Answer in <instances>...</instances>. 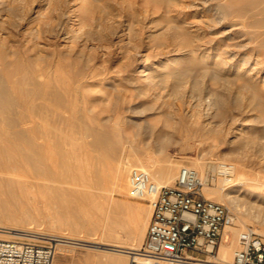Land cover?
I'll use <instances>...</instances> for the list:
<instances>
[{"label":"rangeland","instance_id":"rangeland-1","mask_svg":"<svg viewBox=\"0 0 264 264\" xmlns=\"http://www.w3.org/2000/svg\"><path fill=\"white\" fill-rule=\"evenodd\" d=\"M215 1L222 2L226 7V0ZM182 2L183 0H181L182 6H178L179 10L174 9L175 11H172V8L168 6L164 5L163 7V1L159 0H26L24 4L19 3L17 6L22 18L18 19L17 16H14L12 21L17 25L15 29L19 28L24 36L29 37L27 31L30 23L33 25L32 22L35 19H40L41 38L36 40L38 50H41V54L45 53L42 54L44 58L52 59L53 67L57 64L58 70H63L62 72L59 71L62 79L69 77L68 79L71 81L81 83L79 87L74 88L75 92L72 91V98L77 99L75 101L77 106L68 108L65 115L69 117L73 112L79 110L83 119L91 118L87 120V123L95 125L96 118L102 121L108 120L109 117L114 116L116 109H118L121 114L119 127L124 134L132 135H129L132 138V143L129 142L132 144L128 147L129 152L143 154L147 151L146 153H149L153 158L149 164L153 180L156 179L162 185H173L179 169L183 165L194 167L202 173V168L196 167L194 163L206 161H213L216 164L219 162L236 164L244 169L247 179L257 177V175L258 178L262 179L261 176H264V67L262 66L255 74L249 75L246 73L251 65L246 68V71V69H241V59H233L230 55L225 57V54L221 52L223 47L231 45L234 41H228L229 44L227 42L214 44L209 50L210 54L209 52L193 54L191 49L194 44H190L191 37L197 34L195 36L198 37L196 43L200 40L201 42L200 44L195 43V47L201 45L199 48H203L208 32L202 23L198 24L196 31L192 30L193 27L189 24L186 25L180 21L184 19L192 21L195 18L197 20L194 10L186 6L188 0L185 1L186 3ZM53 5L57 7L53 9ZM99 7L102 9L100 19L98 14L96 15ZM226 10L230 14L231 9L226 7ZM36 11L37 14H35ZM32 14L36 15L35 18ZM231 15L232 13L229 16ZM46 16L52 20L50 28L44 23ZM171 16H177L180 19V26L173 28L174 31L164 27L168 23L167 20L172 18ZM59 23L66 25H63V33L60 36L51 30L53 26L56 29ZM181 28L183 29L182 32L186 31L182 33ZM77 32H80L78 36L77 34L74 36ZM186 32L188 34L182 36ZM72 33L74 35H71ZM203 34L207 35L204 37ZM200 35L203 36L201 39L199 38ZM186 36L188 39L185 40L184 37ZM2 41L7 46L23 48L25 38L21 39L19 42L21 44L13 40L2 39ZM202 43L204 44L202 45ZM249 45L247 52L255 48L259 49L254 50L259 59L257 62L264 65V43L259 44L252 41ZM239 47L243 46L239 45ZM199 48L197 49L198 52L200 51ZM29 54L34 63L38 62L39 59L35 56V52L29 51ZM217 55L219 56L217 57ZM34 58L37 60H33ZM255 62L253 59L249 64L252 63L253 65ZM189 64H193L194 68L191 73H187L182 78L169 76L164 79L166 81H162L163 79L157 80L158 77L154 78L148 75L157 68L155 71L157 73L163 71L170 73ZM75 94L77 95L74 98ZM106 100L107 102H105ZM102 102H104V107ZM49 118L47 117L43 121L45 126H48L50 122L54 123ZM58 127L69 134L73 133L74 130V126L64 120L58 122ZM183 128H200L201 131L199 135L189 140L186 135L178 133V130H183ZM125 130L128 132H124ZM78 140V142L72 143V147L71 145L70 147L74 148L80 156L78 155L76 158L71 156L72 159L69 158V160L82 162L83 169L87 171L88 166L96 159L98 151L93 150V147L92 149L87 147L89 146L87 144L92 140L91 136ZM170 161H174L178 165L172 182H169L168 177L161 171V168ZM71 163L73 164V162ZM213 171H209V174L214 175L215 179L212 183L207 184L208 186L224 183L223 177L235 178L233 174L223 175L217 173L216 169ZM75 172L73 175L76 176L77 174L78 180H80L77 170ZM202 193L206 196L205 187L202 189ZM111 196L113 200L125 202L132 207L137 204L143 205L145 208L149 207L152 212L149 197L135 198L129 192L119 191H112ZM79 199H85V194L79 196ZM100 199L97 197L96 204L89 209L81 205L80 210L85 211L88 217H99L102 206ZM107 203L104 202L105 207ZM70 204H73V201ZM242 209L244 208L242 207ZM230 210L234 219L232 223L225 226L221 240L223 244L231 242L233 237L231 227H239L240 231L251 227L264 235V232L261 231L264 224L260 223L254 214L244 213L247 218L243 228L236 221L239 213L232 208ZM151 212L148 214L147 211H143L141 217L147 218L149 222ZM25 226L33 231H43L47 227L44 222L39 220L31 224L26 223L23 225L24 228H20L25 229ZM6 229L0 225V230ZM20 231L23 230H18V233ZM67 231H69L68 228L62 227L53 233L50 232L48 236H57L59 233ZM119 231L120 235L123 236V245L120 249L129 250L127 255V264H129L132 253L141 248L145 237L139 245L134 246L130 230L120 229ZM23 237L21 239L16 237V239L28 241ZM45 240L42 238L32 241L45 243ZM236 247L234 245L233 250ZM85 252L84 247L63 245L59 241L53 264H81L78 263V260ZM113 252L115 251L107 253V259L110 263L117 258V253Z\"/></svg>","mask_w":264,"mask_h":264},{"label":"bare ground","instance_id":"bare-ground-1","mask_svg":"<svg viewBox=\"0 0 264 264\" xmlns=\"http://www.w3.org/2000/svg\"><path fill=\"white\" fill-rule=\"evenodd\" d=\"M159 1H163V7L164 5L168 6L172 8V11L174 9L179 10L178 6L181 5V0ZM185 1L183 0V2ZM25 2L26 0H0V225L7 228L6 230H0V238L19 240L24 236L23 238L28 240L26 242L34 243L32 240L46 239L49 237L50 232L53 233L57 229L66 227L69 231L59 233L57 235L58 241L63 245L80 246L86 249L85 254L79 258L78 263L109 264L107 253L115 251L117 258L110 264H127L129 250L120 249L123 245V236L120 235L119 230L129 229L134 246L139 245L146 235L148 222V219L141 217V215L143 211H147L149 214L151 208H145L143 205L138 204L132 207L125 202L115 201L111 193L112 191L130 193L129 173L132 166L145 169L152 174L149 164L153 161V158L149 153H146L147 151L143 154L129 152L128 147L132 145V138L129 136L131 134H124L119 127L121 114L118 109H116L114 116L109 117L108 120L102 121L96 118L95 125L87 123L90 117L87 120L83 119V115L79 110L73 112L69 117L65 115L68 108L77 106L75 105L77 99L72 98V91H74V88L79 87L81 83L71 81V79H68L69 77L62 79L59 74L61 69L58 70L57 64H54L53 67L52 59H48L46 56L44 58L42 54L45 53L41 54V50H38L36 40L41 38L40 19H35L32 22L33 25L30 23L29 27L27 26L29 37L24 36L19 28L15 29L17 25L12 21V17L22 18L19 15L17 6L19 3L24 4ZM225 4L227 9H231V16H229L228 10L220 1L188 0L186 6L194 10L197 20L196 18L195 20L191 19L192 21L184 18V20H180L177 16H171L170 20L166 19L168 23L164 27L174 31L173 28L180 26L179 22L183 21L186 25L189 24L193 27L192 30L197 31L198 24L202 23L208 32L207 40L205 38L204 47L199 48L201 45L195 47L196 40H198V37H195L197 34L191 37L190 44H194L191 49L193 54H204L209 52L214 44L234 41V43L231 42V45L225 44V47L221 45L223 49L222 51L219 49V52L225 54V57L230 55L233 59H241V69H246L251 65L248 71L246 69V74H255L264 65L257 62L259 59L254 51L257 48L249 50V52H247V49L252 41L259 44L264 43V0H226ZM56 7L53 5V9ZM97 12L96 15L98 14L100 19L102 9L99 7ZM35 14H37V11ZM107 14L109 15V13ZM102 20H104L103 17ZM44 23L50 28L51 18L46 16ZM63 25L59 23L56 29L53 26L51 30L54 31V34L60 36L63 33L64 26H66ZM51 30L49 29V31ZM79 33L77 32L75 35L72 33L71 35L76 36L77 34L78 36ZM187 34L188 32L182 34V36ZM203 35L205 37L207 34ZM201 37L203 36L200 35L199 38L201 39ZM22 38H25L23 48L20 45V48H17L18 46L16 48L7 46L2 41V39H6L8 41H18L19 43ZM184 38L185 40L188 39L187 36ZM186 42L188 43V41ZM200 42L196 44H200ZM239 45L243 47H239ZM198 48L199 52L197 51ZM29 51L35 52V56L39 59L38 62L34 63L31 60ZM220 53L218 54L221 56ZM253 59L256 62L253 65L252 63L249 64ZM225 62L227 63V60ZM193 68V64H189L170 73L166 71L157 73L155 72L157 68L148 75H150L149 77H158L157 80L163 79L162 81H166L164 79L169 76L182 78L187 73H191ZM79 78L82 77L79 76ZM82 80L84 81V79ZM81 93L83 92L81 91ZM76 95H74V98ZM45 116L46 118L50 117L54 123L50 122L48 126H45V123H43L46 120ZM61 120L74 126L73 133L69 134L58 127V122ZM200 131V128H183V130H178V133L186 135V138L191 140L194 136L199 135ZM89 136L92 137V140L87 144L89 145L87 147H91V149L93 147V150L98 151V154L94 162H91L88 166V170L85 171L82 162L71 160L79 155L71 147L72 143L79 141L78 139H85ZM91 149L89 148V150ZM71 156L73 157L71 158ZM69 158H71L73 164ZM194 165L202 168V173H200L192 167L203 176L219 167L223 168L224 172L229 171L235 175L233 179L223 177L224 183L220 181L221 183L215 186L205 185L206 196L215 201L223 202L235 212L237 211L239 215L236 221L242 227L247 218L244 213L254 214L258 221L260 220V223L264 224V176H261L262 179L258 178V175L247 179L244 169L232 163L219 162L216 164L213 161H206L195 162ZM177 167L178 165L174 161H170L161 168L163 174L168 177L169 182H172ZM76 170L80 180H78L77 174L76 176L73 175ZM154 182L158 186L162 185L156 179ZM82 194H85L83 200L79 199ZM155 196L154 193H151L143 198L149 197L152 200ZM97 197L102 199L99 200L102 205L100 216L88 217L85 211L80 210L81 205L89 209L96 204ZM71 201H73V204H70ZM104 202H108L106 207ZM38 220L46 224L45 231H33L27 229L29 227L26 228V226L23 229V225L26 223L31 224ZM231 229L233 232L231 242L229 244L221 242L217 257L207 258L208 263L206 264L215 263L218 259L225 262L231 261L234 252L233 246H237V238L241 232L239 227H231ZM18 230L23 231L18 233ZM261 231L264 232V227ZM11 233L14 234L11 235ZM16 237L19 239H16Z\"/></svg>","mask_w":264,"mask_h":264},{"label":"built area","instance_id":"built-area-1","mask_svg":"<svg viewBox=\"0 0 264 264\" xmlns=\"http://www.w3.org/2000/svg\"><path fill=\"white\" fill-rule=\"evenodd\" d=\"M216 172H224L217 168ZM214 175L203 176L190 166H182L173 185L158 186L145 169L133 167L129 173L130 193L135 198L147 194L152 212L146 236L139 250L132 253L129 264H206L216 258L225 226L234 217L230 208L202 193ZM45 243L0 238V264H52L59 243L49 236ZM210 264H264V235L247 227L237 238L230 262Z\"/></svg>","mask_w":264,"mask_h":264}]
</instances>
